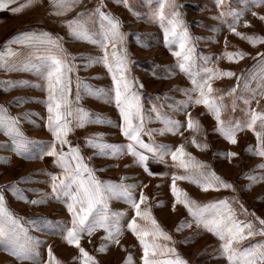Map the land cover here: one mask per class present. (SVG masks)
Listing matches in <instances>:
<instances>
[{"label":"rangeland","instance_id":"374dc122","mask_svg":"<svg viewBox=\"0 0 264 264\" xmlns=\"http://www.w3.org/2000/svg\"><path fill=\"white\" fill-rule=\"evenodd\" d=\"M4 2L7 6L0 8V51H6L7 42L12 49H18L23 54L20 59H26L32 50L25 45L11 43L12 38L21 32L46 31L61 37L64 50L75 57V71L69 74L72 79L69 99L73 101V108L85 109L93 121L96 117L111 121V123L88 122L82 127L75 126L68 135L73 146H80L81 155L94 170L95 176L101 181L114 183H120L121 177H126L124 183L138 185L133 190L137 199L142 188L147 199L141 204V209H149L161 227L172 237V241H165L161 237L158 242L174 247L188 264H227L226 258L220 256L217 251L220 244L218 237L203 226L198 227L182 204L177 203L173 210L175 198L171 192L172 173L184 175L185 170L174 166L170 154L165 156L163 161L150 157L147 161L148 168L157 174L149 175L142 166L134 163L135 157L126 149L118 157H112L95 155L97 149L88 146L87 138L98 133H102L103 140L108 143L126 145L128 141L117 127L120 116L114 99L110 100L106 95L90 94L83 87V84H86L93 90L102 89L105 93H111L112 78L107 68L102 63L95 62L85 66L89 55L99 57L103 55V50L87 40L71 36L64 21L97 6H102L103 11L119 19L120 30L124 33V47L130 61V75L136 78L137 86L143 85L138 91L146 116L144 141L165 144L173 150L176 146L184 145L185 151L194 158L192 163L201 165L196 171L206 170L209 175L214 172L233 185L235 191L233 188L224 187L202 190L200 185L189 180H177L178 187L201 204L227 197L237 209L239 219L254 220L250 214L254 213L256 217L264 218V180L251 182L247 175L264 174V168L259 167L264 164V157L256 154L258 141L255 132L261 131L259 121L254 126L255 131L242 126L236 133L235 144L230 143L216 131V120L206 106L188 103V96L195 97L197 93L190 91L193 88L192 80L179 67L182 59L174 55V52L180 50L178 39L170 45H165L164 29L169 27L173 11L178 13L191 37L189 46L192 47V66L198 79L211 75L210 72H205L206 69L230 70L235 74L211 79L210 83L214 90L212 95L217 97L218 103L223 104L221 113L223 120L244 122L249 119V109L264 112V94H261L264 90L260 87L264 63L258 55L264 54V41L252 44L233 33L230 30L234 19L232 13L243 10L238 22L233 25L237 32L264 36V20L253 15V13L264 15V4L253 5L249 0L245 10V0H223L220 6L217 0H167V2L129 0L130 10L117 0H77L70 11L58 16L51 0H34L31 6L15 13L11 9L19 8L25 0ZM162 3L164 7L161 10ZM171 3L176 5L175 9L170 6ZM93 20L94 30L99 32L100 20L96 17H93ZM245 21H248L247 25ZM225 51H242L246 55L230 61L224 57ZM77 78L83 82L78 101ZM21 80L32 83L10 88L4 83ZM44 83L35 72L0 68V105L7 109L10 116L17 117L18 126L28 139L50 142L53 136L46 127L49 113L46 104L43 103L47 97V90L44 86H34ZM234 87L236 91L231 92ZM16 97L26 99L24 102H14ZM184 103H188L187 108L180 110ZM154 108L156 111H153ZM157 112L161 117L180 121L182 126L179 131L163 133L154 131L150 138L148 130L165 127L163 120L156 118ZM22 113H28L27 118L21 115ZM189 115L193 120L199 121L198 131L187 127ZM193 139L196 140V144L192 143ZM197 144L201 146L197 147ZM204 144L207 145L206 148L202 146ZM30 147L32 158L17 154L11 138L0 130V188L15 182L21 196L27 197L18 198L11 190L4 189L5 206L18 218L27 236L40 241L36 246L39 260L17 259L0 243V264H45L49 259V246L60 264H81L79 250L74 245H69L63 238L64 227L71 226V214L63 200L50 195V174L59 175L62 170L54 163L55 157L41 156L38 147ZM67 148L68 145H65L64 150L67 151ZM59 150L60 146L57 145V151ZM228 151L237 155L230 159L220 155ZM41 198H44V203L30 202ZM233 198L238 203H234ZM108 204L113 212L125 213L121 219V234L117 237L119 243H109L105 251H98L101 243L107 242L102 240L104 230L97 228L90 236L87 233L82 234L81 246L96 258L98 264H125L129 254L130 264H143V248L136 235L127 228L134 211L121 198L113 197ZM240 204L247 210L246 213L239 208ZM182 220L190 222V226L177 231ZM137 223L150 225V221L140 217H137ZM256 223L258 224V221ZM261 239L260 235H256L246 240L242 246L248 247L249 244H256Z\"/></svg>","mask_w":264,"mask_h":264},{"label":"snow or ice","instance_id":"6c2138e0","mask_svg":"<svg viewBox=\"0 0 264 264\" xmlns=\"http://www.w3.org/2000/svg\"><path fill=\"white\" fill-rule=\"evenodd\" d=\"M12 2L13 0H8V3ZM76 2L77 0H51V4L56 9L55 14L58 16L70 11ZM117 2L131 10L129 0H117ZM248 2L249 0H245V10ZM250 2L253 5L264 4V0H250ZM33 3L34 0H25V3L21 4L19 8L13 7L11 11L13 13L18 12ZM222 3L223 0H217L218 6ZM6 6L4 0H0V8ZM170 6L173 9L176 7L174 3H171ZM163 7L164 3L161 4V10ZM242 14L243 10H236L232 13L234 18L233 25L238 22ZM161 15H163L162 11ZM253 15L264 20V15L258 13H253ZM93 17L100 20L99 32L94 30ZM64 23L67 25L71 36L87 40L98 45L103 50V55L99 57L89 55L85 66L93 62L102 63L112 78L113 88L111 93H105L102 89L93 90L77 78V101L79 100L82 84L84 89L90 94L106 95L110 100L114 99L120 116V123L117 127L128 141L126 145L112 144L103 140L102 133L93 134L87 138V144L97 149L95 155L118 157L126 149L135 157L134 163L142 166L149 175H156L157 173H152L148 168L147 161L150 157L157 161H163L164 157L170 154L174 166L185 170L184 175L172 173L171 192L175 198L173 210H175L177 203L182 204L187 209L188 214L194 218L198 227L203 226L207 231L218 237L220 244L217 251L220 256L226 258L227 264H264V218L256 217L253 213L250 215L254 217V220L239 219L237 209L233 207L227 197L206 204L198 203L189 197L186 191L178 187L177 180H189L200 185L202 190L215 187L233 188V185L214 172L209 175L206 170L196 171L201 165L192 163L194 158H191V154L185 151L182 144L176 146L173 150L165 144H159L155 141H144L146 116L140 103L138 91V88H142L143 85L139 84L137 86L136 78L130 75V61L127 50L124 47V33L120 30L119 19L103 11L102 6H97L94 9L78 13L75 18L65 20ZM244 23L247 25L248 21ZM233 25H230V30L238 36L247 39L250 43L256 44L264 41V36L239 33ZM164 31L165 45H170L178 39L180 50L174 52V55L182 59L179 67L192 80L193 88L190 91L197 93L195 97L192 95L188 96V103L204 104L216 120L215 130L233 144L237 142L236 133L242 126L255 131L254 126L259 121L261 131L255 132L258 141L256 154L264 157V112L249 109V119L246 121H225L221 118L223 104L218 103L217 97L212 95L214 90L210 83L211 79L219 76H234L235 74L230 70L206 69L205 72H210L211 75L198 79L192 66V47L189 46L191 37L180 20L179 14L175 11H173L172 18L169 20V27H166ZM11 43L25 45L32 51L28 53L26 59H20L23 54L18 49H12L10 43L6 42V51H0V68L32 71L45 82L44 85L37 84L34 86L46 87L47 97L43 101L49 113L46 127L52 133L53 140L45 142L28 139L21 132L17 117L10 116L7 109L2 105H0V130L11 138V143L17 154L32 158L33 153L30 146H36L39 148L41 156L50 155L55 157L54 163L62 171L59 175L50 174V195L56 199L63 200L67 211L71 214V226L64 227L63 238L69 245H74L79 250L81 264H98L96 258L81 246L82 234L87 233L90 236L97 228L104 230L105 235L102 240L107 243H101L98 251H105L109 243H119L117 237L121 234V219L125 216V213L122 211L113 212L109 208L108 201L113 197L123 199L134 211V215L127 223V228L139 239V243L143 248V264H188L174 247H170L167 243L161 244L158 242L161 237L165 241H172V237L161 227L149 209H141V204L147 199L143 189L141 188L139 199H137L133 190L138 185L124 183L123 181L126 177H121L120 183L99 180L95 176L94 170L89 167L81 155L80 146H73L69 141L68 135L75 126L82 127L88 122L111 123V121H105L99 117H96L95 121H93L92 116L85 109L80 107L73 108V101L69 99L72 83L69 74L75 71V57H72L64 50L61 44V37L46 31H26L17 33L12 38ZM223 55L231 61L242 58L246 53L242 51H225ZM258 55L262 63H264V54ZM261 77L260 87L264 90V72L261 73ZM4 83L10 88L16 85H29L32 82L21 80L5 81ZM230 91L235 92L236 88L234 87ZM261 94H264V91ZM25 99V97H16L14 102H24ZM188 103H184L180 110L186 109ZM245 103H248V101H245ZM153 111H156V109L154 108ZM21 115L27 118L28 113H22ZM156 118L162 119L165 127L157 130H148L150 138L154 131H160L161 133L178 132L182 126L180 121L161 117L159 112L156 113ZM187 127L198 131L200 128L199 121L193 120L189 115L187 117ZM192 143L196 144L197 142L193 139ZM46 145L47 150H45ZM57 145L60 146L59 151H57ZM65 145H68L67 151L64 150ZM200 146L197 144V147ZM202 146L207 147L206 144ZM220 155L227 156L230 159L236 156L237 153L228 151L220 153ZM259 167L264 168V164L259 165ZM247 175L251 182L264 180V174ZM4 189L11 190L18 198L27 199V197L21 196V191L16 187L15 182L0 188V243L4 245L6 251H9L17 259L38 261L39 253L36 251V246L40 241L29 238L27 232L19 224L18 218L6 208ZM233 191H235L234 188ZM30 202L37 204L44 203L45 200L41 198ZM233 202L238 203L235 198H233ZM239 208L243 212H247L242 204L239 205ZM137 217L150 221V225L138 224ZM256 221H258V224ZM185 226H190V222L180 221L177 231ZM256 235L262 237L259 242L249 244L248 247L242 246L246 240ZM48 257L49 259L45 261V264H60V261L53 255L50 246L48 248ZM130 261L131 254H129L125 264H130Z\"/></svg>","mask_w":264,"mask_h":264}]
</instances>
